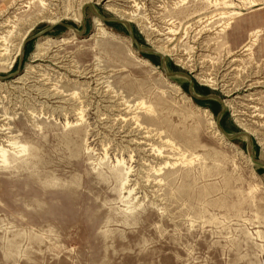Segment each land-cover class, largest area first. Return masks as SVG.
Returning <instances> with one entry per match:
<instances>
[{
    "label": "rangeland",
    "instance_id": "rangeland-1",
    "mask_svg": "<svg viewBox=\"0 0 264 264\" xmlns=\"http://www.w3.org/2000/svg\"><path fill=\"white\" fill-rule=\"evenodd\" d=\"M211 1L0 0V264H264V0Z\"/></svg>",
    "mask_w": 264,
    "mask_h": 264
},
{
    "label": "bare ground",
    "instance_id": "bare-ground-1",
    "mask_svg": "<svg viewBox=\"0 0 264 264\" xmlns=\"http://www.w3.org/2000/svg\"><path fill=\"white\" fill-rule=\"evenodd\" d=\"M207 2H209V3H211V4H217V2L216 1H214V2H212L211 0H206ZM250 1V3L252 4V5H254V1H251V0H249ZM234 14V13H233ZM223 17H227V15H223ZM95 21V20H94ZM55 22V21H54ZM53 22V23H54ZM227 23H226V26H229V24L232 22V19L230 18L228 21H226ZM96 25L97 26H101V24H99L97 21H96ZM223 27V26H222ZM225 28V27H224ZM224 28H221V30L223 31L224 30ZM103 28H98V30H102ZM226 29V28H225ZM256 33V32H255ZM48 40V39H47ZM61 40H65V39H61ZM254 41H256V40H254ZM249 42V41H248ZM251 42H253V41H251ZM251 42H249L250 44H244V46H243V49L244 50H250L251 48H252V46L255 44V43H251ZM39 44L37 45V48H39ZM39 53L40 52H38V54L35 56L36 58H37V56H40L39 55ZM146 64H147V61L146 60H143ZM243 85V84H242ZM256 87V86H255ZM178 88V87H177ZM230 93V92H229ZM226 104V103H225ZM228 104V103H227ZM230 105V104H229ZM228 105V106H229ZM202 112H204V113H207V110L206 109H202ZM210 113V112H209ZM216 131V130H215ZM220 132H224L222 129H220ZM225 133V132H224ZM225 135V134H224ZM227 135H225V137H226ZM247 159L251 162V163H254V161H253V159L251 158V156H248L247 157Z\"/></svg>",
    "mask_w": 264,
    "mask_h": 264
}]
</instances>
